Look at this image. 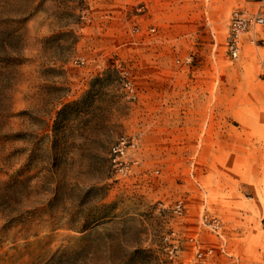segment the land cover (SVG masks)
I'll return each instance as SVG.
<instances>
[{
    "label": "rangeland",
    "instance_id": "rangeland-1",
    "mask_svg": "<svg viewBox=\"0 0 264 264\" xmlns=\"http://www.w3.org/2000/svg\"><path fill=\"white\" fill-rule=\"evenodd\" d=\"M259 1L0 0V264H201L191 236L264 264V39L225 43ZM121 134L144 162L128 178Z\"/></svg>",
    "mask_w": 264,
    "mask_h": 264
},
{
    "label": "built area",
    "instance_id": "built-area-1",
    "mask_svg": "<svg viewBox=\"0 0 264 264\" xmlns=\"http://www.w3.org/2000/svg\"><path fill=\"white\" fill-rule=\"evenodd\" d=\"M148 0H139V10H142L147 5ZM256 8H250L247 6H238L234 8L230 14L228 33L225 39L226 51L230 57L236 59L240 56V52L243 48L244 36L246 33L254 32L255 34L261 32V39H264V0L257 2ZM138 30V28H136ZM151 31H155V27L150 28ZM252 42L255 41V37H252ZM218 46L216 37L214 36V48ZM77 63H83L84 60L78 58L75 60ZM264 67V64H263ZM122 84L126 95L129 100H136L138 97V89L136 83L129 72L124 69L122 72ZM139 137L135 134H121L116 141L111 145L109 151L110 164L113 173L118 178H128L138 172L144 165V162L140 158L139 152ZM185 205L182 200H177L174 204L173 210L177 214H182ZM202 223L212 231H215L220 235V220L216 217H209L207 214L203 215L201 219ZM188 240L193 243L195 249V255L201 264H216L215 256L216 251L214 247H203L201 243L193 236ZM164 241L169 244L170 253L178 252L181 245V238L178 236L175 230L164 236ZM221 251L225 249L222 246Z\"/></svg>",
    "mask_w": 264,
    "mask_h": 264
},
{
    "label": "crops",
    "instance_id": "crops-1",
    "mask_svg": "<svg viewBox=\"0 0 264 264\" xmlns=\"http://www.w3.org/2000/svg\"><path fill=\"white\" fill-rule=\"evenodd\" d=\"M257 7V5L256 6H252V7H250V8H256ZM263 9H264V6H263Z\"/></svg>",
    "mask_w": 264,
    "mask_h": 264
}]
</instances>
